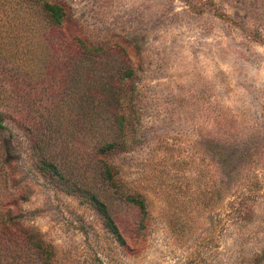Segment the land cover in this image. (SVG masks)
<instances>
[{
	"label": "rangeland",
	"instance_id": "1",
	"mask_svg": "<svg viewBox=\"0 0 264 264\" xmlns=\"http://www.w3.org/2000/svg\"><path fill=\"white\" fill-rule=\"evenodd\" d=\"M44 2L68 9L60 28ZM0 54L11 62L54 54L44 57L54 65L127 54L137 72L141 118L127 150L110 160L146 212L101 178L94 148L118 126L110 117L91 126L71 99L75 78L65 84L64 70L44 72L28 100L12 86L23 77L4 82L0 108L18 118L24 108L71 182L103 196L126 238L121 244L75 187L44 173L25 131L8 120L0 216L10 208L38 228L53 264H264V0H0ZM122 57H112L116 69ZM24 241L0 248V264H41Z\"/></svg>",
	"mask_w": 264,
	"mask_h": 264
},
{
	"label": "trees",
	"instance_id": "2",
	"mask_svg": "<svg viewBox=\"0 0 264 264\" xmlns=\"http://www.w3.org/2000/svg\"><path fill=\"white\" fill-rule=\"evenodd\" d=\"M43 9L53 29L60 28L64 21L68 19V9L63 4L44 2ZM82 45L85 44L82 43ZM84 47L92 49V51L99 50V48H90L86 45ZM52 55L54 54H27V56H23L21 61L16 57L11 62L3 54H0V100L4 98L6 93L9 95V88L4 86V82L7 85L6 79L8 81L16 74L19 75L17 76L19 78L23 77L24 81H14L12 79L13 90L16 91L17 96L24 97L23 100L29 99L27 96L29 93L37 92V86L44 83L46 74L55 77L57 70H64L60 77L65 84L69 77L75 78L77 88H75L76 92L72 94L71 99L79 107V110L84 113L83 115L86 114L85 116L88 117L89 121H92L91 126L94 127L95 124H100L103 121L102 118L105 117H110L118 126L111 136L107 133L103 134L97 143L98 146L94 148L95 156L102 160L100 163L101 178L111 188L118 191L123 199L139 206L146 212L147 206L144 199L121 186L117 177L120 172L119 168L110 160L111 157L127 150L130 142L129 134L136 129V123L141 118V114L136 108L135 99L137 96V72L131 65V60L127 57V54H79L78 57L75 56L68 61L65 60L62 65H54L53 61L56 58L48 59V61L44 60V57L49 58ZM116 55H123L122 65L119 69L114 67L115 61L112 59ZM88 56L93 58L92 61H88ZM42 62H45L46 65L44 66L45 63ZM67 63H70V65H66ZM6 65L11 66L13 71H9L10 69L6 68ZM72 68L73 70H71ZM44 72L45 75L42 78ZM10 73L16 74L8 75ZM18 111L20 119L10 109L0 108V134L9 128L6 121L16 122L25 131L30 141L32 154L37 159L40 169L44 173L56 177L61 182H66L75 187L74 189L82 195V200L93 204L104 216L107 227L116 239L121 244H125L126 238L103 196L88 184L72 183L65 167L57 162L51 151H47V138L42 137V133L37 134L36 126L27 123L28 119L25 116L28 114H22V112H25L24 108L20 109L19 107ZM96 119L98 121L94 123ZM41 129L44 131L48 127ZM12 149L13 146L8 140L0 139V161L3 168L9 166L12 161ZM4 175L7 177V173ZM6 209L8 210L7 213L0 216V248L8 247L10 240L12 242H17L20 239L25 240L24 242L29 247L31 246L39 252L41 264H53L54 251L46 243L39 229L35 226L25 225L18 216L11 214L10 208Z\"/></svg>",
	"mask_w": 264,
	"mask_h": 264
}]
</instances>
